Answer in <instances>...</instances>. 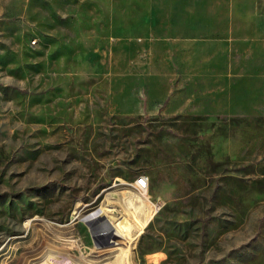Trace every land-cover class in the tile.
Listing matches in <instances>:
<instances>
[{
    "label": "rangeland",
    "instance_id": "1",
    "mask_svg": "<svg viewBox=\"0 0 264 264\" xmlns=\"http://www.w3.org/2000/svg\"><path fill=\"white\" fill-rule=\"evenodd\" d=\"M92 214L264 264V0H0V264H102Z\"/></svg>",
    "mask_w": 264,
    "mask_h": 264
},
{
    "label": "bare ground",
    "instance_id": "2",
    "mask_svg": "<svg viewBox=\"0 0 264 264\" xmlns=\"http://www.w3.org/2000/svg\"><path fill=\"white\" fill-rule=\"evenodd\" d=\"M105 215V219H101L96 214L84 217V221H86V223L90 225L89 222H92L96 226L94 234L95 248H101L102 243H105V247L122 243L121 246L117 247L118 250L115 249L116 253H114V255L112 254L111 256L100 259L102 264H131V248L135 244L137 231L133 229V227H131L124 219H116L108 216L107 214ZM108 238H110V240H108ZM112 252H114V250ZM112 256L115 257L113 260H107ZM42 257L43 258L39 261V263L42 262L41 264H67V262L65 263L62 260L63 258L59 261H50L49 252ZM82 259L84 263L89 258L87 259L83 257Z\"/></svg>",
    "mask_w": 264,
    "mask_h": 264
},
{
    "label": "built area",
    "instance_id": "3",
    "mask_svg": "<svg viewBox=\"0 0 264 264\" xmlns=\"http://www.w3.org/2000/svg\"><path fill=\"white\" fill-rule=\"evenodd\" d=\"M117 182H115L116 184ZM119 183V181H118ZM134 186L136 187V189H138L139 191L141 190H148V187H149V176L148 175H145V174H142V175H139L135 181H134ZM79 216V212L78 211H75L73 213V218H77Z\"/></svg>",
    "mask_w": 264,
    "mask_h": 264
}]
</instances>
